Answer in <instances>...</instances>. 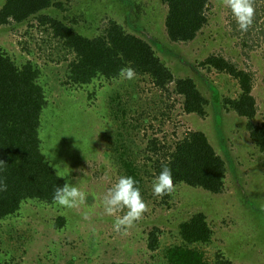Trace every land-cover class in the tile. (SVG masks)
Here are the masks:
<instances>
[{
    "label": "rangeland",
    "instance_id": "374dc122",
    "mask_svg": "<svg viewBox=\"0 0 264 264\" xmlns=\"http://www.w3.org/2000/svg\"><path fill=\"white\" fill-rule=\"evenodd\" d=\"M122 2L72 0L67 13L76 16L72 26L86 36L97 35L108 19H116L127 32L150 43L155 40L156 55L174 77H191L210 101L207 115L200 118L184 113L181 97L171 92L173 84L167 90L157 89L147 76L132 80L99 76L90 84L69 86L64 83V73L71 55L63 56L65 51L58 42L52 41L55 46L48 47L43 56H38L37 50L33 55L21 50L18 41L36 49V43L47 35L34 20L14 30L0 28V45L16 63L25 57L41 66L49 94L41 127L46 129L43 146L64 181L88 194L86 203L75 209L27 199L16 214L0 220V256L7 264H165L163 252L177 240V223L191 212L202 211L213 230L206 256L219 250L233 264H264V171L259 167L264 153L249 141L242 118L219 105L221 119L215 118V93L220 101L225 96L235 97L236 81L199 64L211 53L220 54L251 72L255 121L264 120V0H251L255 12L246 32L239 29L225 0H209L207 22L188 42L167 37L166 6L161 0ZM46 13L65 15L56 8ZM115 94L119 97L116 102L125 105L124 116L113 107L111 97ZM194 129L203 131L226 161L224 191L210 194L182 184L165 199L153 195L154 176L144 172L148 142L158 138L172 143ZM120 156L141 169L146 210L126 231L117 232L115 220L127 210L109 216L102 200L119 176L125 175ZM59 215L65 222L62 228H55ZM152 227L160 229L155 250L147 247Z\"/></svg>",
    "mask_w": 264,
    "mask_h": 264
},
{
    "label": "trees",
    "instance_id": "16d2710c",
    "mask_svg": "<svg viewBox=\"0 0 264 264\" xmlns=\"http://www.w3.org/2000/svg\"><path fill=\"white\" fill-rule=\"evenodd\" d=\"M71 1L3 0L0 4V28L14 30L22 23L34 20L37 28L43 29L47 35L36 43V49L18 41L21 50L29 55L37 52L38 56H43L55 46L52 41L58 42L65 51L63 56L71 55L64 73V83L69 86L90 84L99 76L108 80L115 79L120 76L122 68L131 67L136 77L147 76L157 89L167 90L173 84L171 92L181 97L182 111L205 118L210 101L191 77H174L156 55L153 48L155 40L150 43L127 32L116 19H108L93 37L83 35L72 26L77 22L76 16L69 17L67 13ZM161 2L166 6L164 28L171 41H191L207 22L209 0ZM55 8L65 15L46 13ZM199 64L207 70L225 73L236 81L238 92L235 97L225 96L220 101L215 93V118L221 119L217 105L234 113L237 118H242L249 141L258 152L264 153V120L255 121L257 105L252 95V73L220 54L211 53ZM42 72L41 66L31 59L24 57L16 63L0 45V161L3 162L0 164V180L7 185V190L0 192V220L16 214L27 199L55 203V188L65 183L45 151L46 146H43V130L46 129L41 127L49 94L43 83ZM118 99L117 94L111 97L113 107L124 116L125 105L117 103ZM221 148L224 150L223 145ZM147 150L149 155L145 157L144 172L155 177L162 167L168 166L172 169L174 187L183 184L210 194L224 191L226 161L216 152L203 131L188 130L172 143L152 138ZM120 161L124 174L132 176L140 191H143V179L139 173L141 169H137L127 157L120 156ZM259 167L264 171V158ZM169 196L170 193L163 198ZM258 208L255 210L260 212ZM262 211L264 213V209ZM64 222L62 215L57 216L55 228H62ZM159 233L158 227H152L148 232L147 247L150 250L157 248ZM176 236L177 240L163 252L165 264H233L219 250L214 251L210 257L206 256L213 230L202 211L191 212L181 219L176 225ZM0 264H7L3 256H0Z\"/></svg>",
    "mask_w": 264,
    "mask_h": 264
},
{
    "label": "clouds",
    "instance_id": "9594fccd",
    "mask_svg": "<svg viewBox=\"0 0 264 264\" xmlns=\"http://www.w3.org/2000/svg\"><path fill=\"white\" fill-rule=\"evenodd\" d=\"M230 8L238 27L241 31L246 32L251 26L254 17V8L251 0H225ZM120 77L132 80L136 72L131 67L122 68L119 73ZM3 162L0 161V164ZM174 188L172 169L168 166L162 167L158 175L153 178L152 193L155 196H164L172 192ZM7 185L0 180V192L6 191ZM87 193L82 191L73 183L66 181L64 185L57 186L54 191L53 200L59 206L68 209H75L86 203ZM102 205L107 215H114L116 212L126 209V214L117 217L114 223V229L120 232L122 229L127 230L136 221L140 220L146 210L140 188L137 181L128 175L119 176L118 180L107 190L103 196ZM87 215L85 219H87Z\"/></svg>",
    "mask_w": 264,
    "mask_h": 264
}]
</instances>
